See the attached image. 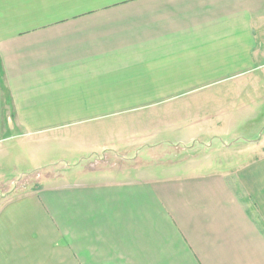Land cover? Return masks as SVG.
<instances>
[{
    "label": "crops",
    "instance_id": "crops-1",
    "mask_svg": "<svg viewBox=\"0 0 264 264\" xmlns=\"http://www.w3.org/2000/svg\"><path fill=\"white\" fill-rule=\"evenodd\" d=\"M262 81L264 0H0V144L116 127L122 145L85 148L97 164L74 181L2 199L0 264H264V135L221 142L246 153L222 170L191 165L193 148L171 174L127 156L130 128L183 96L205 97L202 119L198 100L180 108L218 138L250 120Z\"/></svg>",
    "mask_w": 264,
    "mask_h": 264
},
{
    "label": "rangeland",
    "instance_id": "rangeland-1",
    "mask_svg": "<svg viewBox=\"0 0 264 264\" xmlns=\"http://www.w3.org/2000/svg\"><path fill=\"white\" fill-rule=\"evenodd\" d=\"M219 87L222 88V85ZM261 90H264V88ZM262 92L257 97V104L252 105L253 110L249 114L251 121L245 118L237 121L234 128H225L221 134L217 133L218 138L210 135V131L207 133L208 128L200 127L202 124H196L195 127L190 125L189 127L190 116H188L186 111L182 110L184 107L186 109L188 107L184 104L185 102L192 103V101L198 100L197 102L199 103L194 104L195 111L192 114L195 118L202 119L204 116L202 110L204 96H183L170 100L163 106L157 107V119H147L141 122L142 126L130 128V134L133 137H138L133 140H138V142L135 145H131L127 156L129 160L130 158L140 159L145 171L155 172L157 175L164 174L166 170L168 174L183 171L192 164L197 165L195 167L200 169L207 167H213L216 170L226 169L246 153L235 154V151H239L241 147L225 150L221 142L230 143L234 141L236 145H242L246 140L264 135V91ZM182 104L184 107L180 108ZM162 107L167 109L179 108L175 112L172 110L161 112L165 110ZM154 114L150 111H139L130 113L129 116L138 117L143 115L148 117ZM162 115H168V117L161 118L160 116ZM119 123H121L120 120L116 118L114 125ZM115 128L100 129L104 130V132L98 136L97 142L95 138L91 140L92 144H63L58 142L44 144L39 140L40 138L5 140L0 144V202L7 197L18 196L33 189L47 178L53 177V181L56 182L60 180L74 181L77 178L81 164H88V167L93 166L92 164H97V160H94V158L98 156L94 154V157L91 158V152L85 148L98 151L101 147H106L104 151L110 153L111 149H117L122 146L115 141L117 134L110 133V130L117 132L118 130ZM74 129L76 130L74 126H71L64 130ZM148 146L155 147H153L152 152L145 154L143 149ZM207 146L211 147L208 156H206V152H208V150L206 151ZM190 148L199 149L195 152L197 159L191 165L189 163L190 160L185 161V154ZM213 148H219V151L218 149L213 150ZM101 154L105 156V153L102 152ZM102 161V166H107L108 161ZM173 161L183 163H180L176 170L167 164ZM118 164L120 165L121 162H118ZM68 167L69 170H66Z\"/></svg>",
    "mask_w": 264,
    "mask_h": 264
}]
</instances>
